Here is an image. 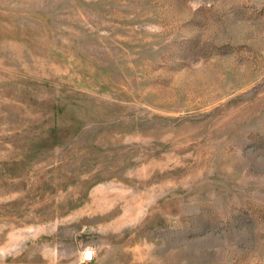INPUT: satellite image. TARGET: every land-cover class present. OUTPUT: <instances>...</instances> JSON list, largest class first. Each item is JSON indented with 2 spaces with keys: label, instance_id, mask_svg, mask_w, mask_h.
Listing matches in <instances>:
<instances>
[{
  "label": "rangeland",
  "instance_id": "obj_1",
  "mask_svg": "<svg viewBox=\"0 0 264 264\" xmlns=\"http://www.w3.org/2000/svg\"><path fill=\"white\" fill-rule=\"evenodd\" d=\"M0 264H264V0H0Z\"/></svg>",
  "mask_w": 264,
  "mask_h": 264
},
{
  "label": "built area",
  "instance_id": "obj_2",
  "mask_svg": "<svg viewBox=\"0 0 264 264\" xmlns=\"http://www.w3.org/2000/svg\"><path fill=\"white\" fill-rule=\"evenodd\" d=\"M93 260V251H87L84 254V261L91 262Z\"/></svg>",
  "mask_w": 264,
  "mask_h": 264
}]
</instances>
